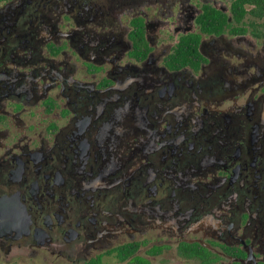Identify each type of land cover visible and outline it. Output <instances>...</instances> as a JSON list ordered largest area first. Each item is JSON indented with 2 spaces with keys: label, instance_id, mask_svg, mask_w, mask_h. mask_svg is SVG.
I'll return each instance as SVG.
<instances>
[{
  "label": "flooded vegetation",
  "instance_id": "af4514ba",
  "mask_svg": "<svg viewBox=\"0 0 264 264\" xmlns=\"http://www.w3.org/2000/svg\"><path fill=\"white\" fill-rule=\"evenodd\" d=\"M0 264H264V0H0Z\"/></svg>",
  "mask_w": 264,
  "mask_h": 264
}]
</instances>
